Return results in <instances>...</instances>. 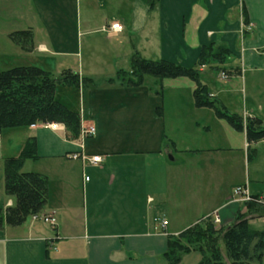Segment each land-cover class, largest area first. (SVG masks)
Masks as SVG:
<instances>
[{
    "label": "crops",
    "instance_id": "0c3cea01",
    "mask_svg": "<svg viewBox=\"0 0 264 264\" xmlns=\"http://www.w3.org/2000/svg\"><path fill=\"white\" fill-rule=\"evenodd\" d=\"M178 3L162 5L159 0L149 9L144 0H0V70L38 66L56 77L70 71L90 78L78 42L83 35L101 33L108 39L139 34L132 54L126 57V69L115 71L128 70L135 53L146 59L150 57L146 53L156 54L155 47L159 59L194 66L200 48L212 43L225 45L228 56L236 57V62H225L227 56L220 64L228 78L243 69L250 77L256 72L264 76V0ZM178 10L185 12L170 16ZM114 21L122 30L112 36L106 29ZM21 32L28 34H17ZM260 83L255 90H264V80ZM217 93H228V89ZM215 94L211 92L230 112L244 120L257 117L264 125L258 116L264 114L260 93L245 95L239 111L230 110ZM80 119L81 125H92L84 110ZM174 119L182 121L180 116ZM195 123L200 141L193 134L178 145L172 130L164 128L156 146L131 152L103 148L104 153L87 148L81 136L68 137L64 128L0 126V209L15 203L4 192V161L17 157L26 141L34 138L35 156L23 160L21 170L47 178V200L40 214L51 215L55 221L53 227L32 218L18 226L4 224L0 264H162L168 236L208 218L213 222L215 215L220 220L216 227L230 225L236 213L245 210L232 200L235 186L246 185L252 194L264 192L252 185L248 173L246 178L241 174L235 178V159L219 152L237 153L243 168L256 149L246 141L244 131L234 130L223 119L208 115ZM214 129L221 132L212 133ZM75 152L98 154L102 161L90 164L70 158ZM157 216L167 221L164 231L153 222Z\"/></svg>",
    "mask_w": 264,
    "mask_h": 264
},
{
    "label": "trees",
    "instance_id": "16d2710c",
    "mask_svg": "<svg viewBox=\"0 0 264 264\" xmlns=\"http://www.w3.org/2000/svg\"><path fill=\"white\" fill-rule=\"evenodd\" d=\"M149 9L159 0H144ZM28 34L27 32L17 33ZM16 35H14L15 37ZM19 41V38H18ZM229 54L225 45H204L194 66H184L167 59H146L133 54L128 70H117L107 83L123 82L140 86L149 74L159 79L187 77L195 82L193 100L196 107L211 108L215 115L225 120L234 130L244 131L248 143L264 139V125L257 117H247L230 112L215 97L198 75V67L215 63L220 67ZM223 72H227L223 69ZM91 79L64 71L58 77L38 66H16L0 70V126L18 127L35 124L59 123L64 125L67 136L76 139L80 134V114L55 97L57 83L84 87ZM35 140L26 141L17 157L4 161V192L13 196L15 203L4 211L0 209V228L6 224L18 226L28 216L40 213L47 200V178L36 172L21 170L26 158L35 156ZM264 217V206L255 202L245 203V210L238 211L233 222L225 227H216L208 218L193 224L178 235H170L167 248L162 254L164 264H178L181 254L199 250L198 264H252L264 252V230L254 228L250 220ZM223 243L224 251L220 249Z\"/></svg>",
    "mask_w": 264,
    "mask_h": 264
},
{
    "label": "rangeland",
    "instance_id": "374dc122",
    "mask_svg": "<svg viewBox=\"0 0 264 264\" xmlns=\"http://www.w3.org/2000/svg\"><path fill=\"white\" fill-rule=\"evenodd\" d=\"M118 5H120L119 2ZM139 5L145 4L141 2ZM162 5H179V3L178 0H162ZM184 12V10L173 11L170 16L174 14L173 18H175V14ZM145 13L141 15L142 19H145ZM162 13L166 14L167 11L162 10ZM155 15L157 16V14ZM157 33V31L154 33L156 38L158 37ZM116 34H112V36ZM138 35L132 34L118 39H108L101 33L83 35L78 45L85 67L90 71L91 82H87L81 89L78 86L56 84L57 95L60 98L58 100L63 103L67 102L66 105L79 114L84 110L86 120H92L95 133L93 136H86L83 139L87 148H99L100 153L105 152L102 150L103 148L118 149L124 152L151 148L164 137L165 132L162 131L164 128L167 131L172 130L170 134L175 137L178 145L183 144V137L189 140L193 138V134H197L196 139L200 141L201 135L195 121L208 115L217 117L211 108L194 105L195 82L187 77L159 79L147 74L140 86H117L116 81L114 85L102 84L103 80L106 81L109 77L114 76L116 69H126L128 54H132V45L138 42ZM153 52L156 54L153 55L151 51L146 53L149 54L146 56H150L147 59H159L156 47ZM165 56L168 54L165 53ZM225 62H236V57L230 54ZM202 68L203 71H199L198 67L201 82H205L210 92L216 93L217 97L226 102L230 110L236 108L239 111L245 95L256 97L260 93L259 101L264 103V90H255V85L257 83L260 85V82L264 80L263 74L256 72L250 77L243 69V73L241 72L240 75L228 78V76H223L224 72L221 66L214 68L211 63H208ZM226 89H228V93H217ZM260 114L258 116L264 119V114ZM178 116L182 121L174 119ZM64 130H66L65 127ZM218 132L221 130L217 129L216 134ZM261 141L251 144V148H255L256 151L243 168L242 163L239 167L240 157L237 156V153L231 154L229 151L219 153L235 159V178L240 174L246 178L248 173L252 185L264 192V144ZM234 142L236 143V141ZM239 144L244 148L243 143ZM235 203L245 207L244 202ZM260 205L264 206V203ZM263 218H254L250 220V223L254 228L264 230ZM29 219H31L30 216L26 220ZM220 249L224 251L222 242H220ZM201 256L199 250L183 252L178 264H198ZM162 264H164L163 260ZM252 264H264V252L261 258Z\"/></svg>",
    "mask_w": 264,
    "mask_h": 264
},
{
    "label": "built area",
    "instance_id": "2783aa9c",
    "mask_svg": "<svg viewBox=\"0 0 264 264\" xmlns=\"http://www.w3.org/2000/svg\"><path fill=\"white\" fill-rule=\"evenodd\" d=\"M121 29H122L121 24L117 21H114L108 25V28L106 30L110 34H116L117 32H120ZM223 76L224 77L226 76L225 73H223ZM47 125L54 130L64 128V126L59 123H50ZM94 133H95V129L92 125L86 126L85 128L83 125H81V131H80L79 136H81V138L83 139L86 136H93ZM69 157L73 159L81 158L83 161L88 162L90 164H98L102 161L100 155L98 154L87 156L82 152L71 153L69 154ZM85 178L88 179L87 176ZM232 200L234 202H244V203L255 202V203L262 204L264 203V194H252L250 193L246 185H238L232 189ZM31 218L33 220L40 219L52 227L55 225L54 218L51 215H44V214L36 213V214H33ZM219 221H220L219 217L215 215L213 218V223L216 224V223H219ZM153 222L159 227V229H161V231H164V228L167 225L166 220L158 218V217H154Z\"/></svg>",
    "mask_w": 264,
    "mask_h": 264
}]
</instances>
